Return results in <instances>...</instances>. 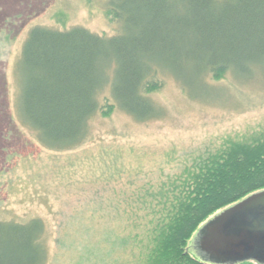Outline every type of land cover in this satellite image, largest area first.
<instances>
[{
    "label": "trees",
    "instance_id": "1",
    "mask_svg": "<svg viewBox=\"0 0 264 264\" xmlns=\"http://www.w3.org/2000/svg\"><path fill=\"white\" fill-rule=\"evenodd\" d=\"M106 15L120 33L34 26L23 43L19 100L48 147L77 141L107 87L112 102L102 114L117 108L143 122L161 115L150 95L162 88L164 73L194 91L205 75L246 78L264 65V0H107ZM179 169L155 188L124 192L125 206L112 209L133 219L142 264H216L188 245L211 215L264 189V126L249 140L186 153ZM44 228L38 218L0 221V264H44ZM129 235L112 244L126 245Z\"/></svg>",
    "mask_w": 264,
    "mask_h": 264
},
{
    "label": "rangeland",
    "instance_id": "2",
    "mask_svg": "<svg viewBox=\"0 0 264 264\" xmlns=\"http://www.w3.org/2000/svg\"><path fill=\"white\" fill-rule=\"evenodd\" d=\"M106 4L0 0V221L41 219L44 264H142L133 219L112 213L125 206L119 201L123 193L155 188L179 172L186 153L226 139L249 140L264 126V65L246 78L205 75L194 91L164 73L162 88L150 95L159 117L139 122L117 108L102 114L112 102L107 87L77 141L48 147L50 141H42L25 120L19 100L23 43L34 26L116 35L121 25L106 15ZM137 217V224L147 221ZM128 234L126 245L112 244ZM190 244V252L200 255L196 243Z\"/></svg>",
    "mask_w": 264,
    "mask_h": 264
},
{
    "label": "water",
    "instance_id": "3",
    "mask_svg": "<svg viewBox=\"0 0 264 264\" xmlns=\"http://www.w3.org/2000/svg\"><path fill=\"white\" fill-rule=\"evenodd\" d=\"M194 244L201 253L194 255L204 262L264 264V189L213 214L196 231Z\"/></svg>",
    "mask_w": 264,
    "mask_h": 264
}]
</instances>
